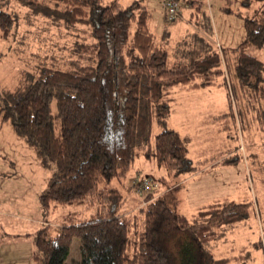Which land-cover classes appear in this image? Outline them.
I'll return each mask as SVG.
<instances>
[{
  "label": "trees",
  "instance_id": "trees-1",
  "mask_svg": "<svg viewBox=\"0 0 264 264\" xmlns=\"http://www.w3.org/2000/svg\"><path fill=\"white\" fill-rule=\"evenodd\" d=\"M12 1L32 15L78 28L86 39L74 42L66 67L56 60L49 66L42 62L35 74H25L24 87L0 89V121L9 123L38 163L51 171L38 196L43 227L31 236L32 263L63 264L76 238L79 264H245L249 254L244 245L231 243L230 253L222 257L210 250L218 251L217 231L249 220L250 201L208 205L184 216L158 195L128 210V194H139V182L148 179L125 184L141 151L156 167L178 176L197 169L187 160L179 135L164 128V117L174 87H222L231 112L224 88L225 53L198 36L202 45L189 47V62L168 66L174 53L165 28L174 18L163 17L162 34L156 37L143 0L131 3L133 13L123 11L119 0ZM225 12L243 20V39L231 51L234 79L240 89L256 91L264 81V62L257 58L264 49V6L249 18ZM16 25V13L0 9L2 40ZM199 27L202 36L212 33L209 24ZM153 119L163 128L151 139ZM259 119L264 124V111ZM233 159L223 158L220 164ZM261 225L264 231V221Z\"/></svg>",
  "mask_w": 264,
  "mask_h": 264
},
{
  "label": "rangeland",
  "instance_id": "rangeland-1",
  "mask_svg": "<svg viewBox=\"0 0 264 264\" xmlns=\"http://www.w3.org/2000/svg\"><path fill=\"white\" fill-rule=\"evenodd\" d=\"M133 1L119 0V3L123 11L133 13ZM166 1L142 2L151 15L154 35L162 32ZM243 1H175L174 21L165 28L174 53V64L169 59L168 66L188 63V49L202 45L196 39L198 36L211 43L212 50L225 53L224 88L229 94L231 112L223 103L222 87L187 90L174 87L163 126L179 135L187 160L197 169L188 176H178L166 167H156L153 159H146L141 151L127 173L125 184L129 185L131 178L145 177L152 184L147 194H128L131 202L128 210L143 207L148 199L158 195L177 214L184 216L208 205L250 201L249 220L217 231L218 251L210 252L222 257L230 253L231 243L236 248L244 245L249 254L243 258L245 264H264L261 227L264 221V124L259 119V113L264 111V81L253 91L247 87L240 89L234 79L231 51L243 39V20L225 12L226 9L238 11L242 18H249L264 6V0ZM0 9L10 10L17 17V25L7 38H0V89L13 91L18 85L24 87L25 74H35L42 62L47 66L56 62L66 67L64 63L71 59L74 42H86L78 28L67 29L62 23L32 15L12 0H0ZM208 24L212 33L209 37L202 36L199 25L205 28ZM257 58L264 62V49ZM232 83L236 97L231 91ZM51 109L54 112V103ZM162 128L153 119L150 138ZM228 157L234 158L230 164H220ZM50 172L38 163L32 150L14 134L9 123L0 121V264H33L31 236L43 227L38 196L46 189ZM79 259V241L73 238L63 264H79Z\"/></svg>",
  "mask_w": 264,
  "mask_h": 264
},
{
  "label": "built area",
  "instance_id": "built-area-1",
  "mask_svg": "<svg viewBox=\"0 0 264 264\" xmlns=\"http://www.w3.org/2000/svg\"><path fill=\"white\" fill-rule=\"evenodd\" d=\"M166 9H165V14L164 17L167 21H172L175 15V2L173 0H168L166 2ZM135 179L131 178V180H129V184L133 185L135 184ZM138 189L136 190L139 194H147L150 192L151 188H152V184L149 180H142L139 182L138 184Z\"/></svg>",
  "mask_w": 264,
  "mask_h": 264
},
{
  "label": "crops",
  "instance_id": "crops-1",
  "mask_svg": "<svg viewBox=\"0 0 264 264\" xmlns=\"http://www.w3.org/2000/svg\"><path fill=\"white\" fill-rule=\"evenodd\" d=\"M192 1H193V0H192ZM199 1H200V0H199ZM151 28L153 29V26H152V24H151ZM152 31H153V30H152ZM153 33H154V32H153ZM155 36H156V37H158V36H159L158 32H157V33H155ZM168 44H169V43H168ZM170 45H171V42H170ZM169 47H170V46H169ZM42 221H43V220H41V221H40V224H43V223H42Z\"/></svg>",
  "mask_w": 264,
  "mask_h": 264
}]
</instances>
